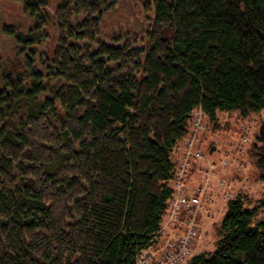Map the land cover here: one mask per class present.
<instances>
[{
    "label": "trees",
    "instance_id": "obj_1",
    "mask_svg": "<svg viewBox=\"0 0 264 264\" xmlns=\"http://www.w3.org/2000/svg\"><path fill=\"white\" fill-rule=\"evenodd\" d=\"M12 1L31 23L2 26L25 58L0 71V264H135L191 111L264 109V0H145L140 35L110 43L116 0ZM251 154L264 183V122ZM215 228L188 264H264V193L228 199Z\"/></svg>",
    "mask_w": 264,
    "mask_h": 264
},
{
    "label": "rangeland",
    "instance_id": "obj_2",
    "mask_svg": "<svg viewBox=\"0 0 264 264\" xmlns=\"http://www.w3.org/2000/svg\"><path fill=\"white\" fill-rule=\"evenodd\" d=\"M144 1L116 0L111 9L105 13L102 39L110 43L114 37H117L118 42H123L132 32L140 35V31L148 24L143 13ZM59 2L60 0H48L47 9L50 14H54ZM30 23L31 20L22 12L18 3L12 0H0V71L12 70V67L17 71L20 70L25 58V54L16 55L13 38L2 31V26L8 25L16 33H25ZM52 33V29L48 30L49 35ZM48 43L49 39L46 43L36 46V51L43 52ZM36 59V56L33 57L34 62ZM201 121V128L195 134L194 148L200 152L202 150L205 157L198 160L197 174L192 176L186 173L185 185L182 184L180 189L175 190L179 194L188 196L194 194L197 187L202 185L207 192L198 213V234L184 264H188L189 258L195 253L214 250V241L217 238L215 227L225 214L228 199L238 193L258 199L264 193V183L258 178V171L251 154L255 134L260 124L264 122V109L248 116H241L236 110L218 111L216 122L210 121L207 116H203ZM211 148L212 152L209 153ZM222 159L228 160L225 166H220ZM209 161L215 162L217 165L215 169L210 170ZM192 182H195L194 186ZM188 183L192 185L191 193L186 192L189 188ZM181 230L183 229L177 223L167 225L149 249L152 248L157 254H161L166 241L181 233Z\"/></svg>",
    "mask_w": 264,
    "mask_h": 264
},
{
    "label": "built area",
    "instance_id": "obj_3",
    "mask_svg": "<svg viewBox=\"0 0 264 264\" xmlns=\"http://www.w3.org/2000/svg\"><path fill=\"white\" fill-rule=\"evenodd\" d=\"M198 111V110H194ZM193 111V112H194ZM193 124V127H192ZM190 131L184 140L183 161L175 167V187L180 189L183 184V177L189 169L194 159H201L203 155L199 150H195V134L201 128L200 120L192 121ZM192 195H184L175 192L171 200L167 213L163 217L159 231L154 235L152 242L159 238L167 225L177 223L183 230L173 238L166 241L161 254L150 248L148 244L142 248L135 257V264H184L190 255V247L197 237L198 213L201 202L206 197V188L198 186ZM165 218V220H164Z\"/></svg>",
    "mask_w": 264,
    "mask_h": 264
},
{
    "label": "bare ground",
    "instance_id": "obj_4",
    "mask_svg": "<svg viewBox=\"0 0 264 264\" xmlns=\"http://www.w3.org/2000/svg\"><path fill=\"white\" fill-rule=\"evenodd\" d=\"M194 110H198V111H194ZM193 111H194V112H193ZM216 114H217V113H216ZM203 116H206V115H205V113L203 112V110H202L200 107L194 108V109L191 111V114H190V127H189V130H188V133H189V131H190L192 121L194 122V121L198 118V119L200 120V123H202L203 120L201 121V118H202ZM192 127H193V124H192ZM188 133H187V135H188ZM187 135H186L185 137L182 138V140H183V147H184V140H185V138L187 137ZM211 152H212V151H211ZM211 152H209V153H211ZM183 153H184V148H183ZM201 154L203 155V158H204L205 155L203 154L202 150H201ZM182 157H183V154H182ZM182 157L179 159V161L177 162L176 166L178 165V163H181V162L183 161V158H182ZM198 160H199V159H194V160L192 161V163H191L189 169H192L193 166L195 165V163L198 162ZM227 163H228V160H227V159H222V160H221V165H220V166H225ZM216 166H217V165L215 164V162H213V161L210 162V161H209V167H210V170L215 169ZM209 167H208V168H209ZM189 169L186 170L185 175H186V173H187V174H191V173H192V171H190ZM185 175H184V177H183V185H185V183H186ZM172 182H173V183H170V184H169L170 187H171V189H172V195H171V197H170V200H171V198L173 197V194H174L175 190L177 189V188L175 187V176L173 177Z\"/></svg>",
    "mask_w": 264,
    "mask_h": 264
},
{
    "label": "crops",
    "instance_id": "obj_5",
    "mask_svg": "<svg viewBox=\"0 0 264 264\" xmlns=\"http://www.w3.org/2000/svg\"><path fill=\"white\" fill-rule=\"evenodd\" d=\"M182 154H183V140H181L178 143V145L176 146V148L173 151V158L175 159L176 162L179 161V159L182 157ZM198 169H199V165H198V162H196L195 165L193 166L192 170H191L192 171V173H191L192 176H194V174H197L196 172H198ZM194 183L195 182H192L191 184L194 186ZM191 184L189 185V183H188L189 188L186 189L187 193H191L190 192L192 190V187H191L192 185Z\"/></svg>",
    "mask_w": 264,
    "mask_h": 264
},
{
    "label": "water",
    "instance_id": "obj_6",
    "mask_svg": "<svg viewBox=\"0 0 264 264\" xmlns=\"http://www.w3.org/2000/svg\"><path fill=\"white\" fill-rule=\"evenodd\" d=\"M212 151V148L210 149V151L209 152H211Z\"/></svg>",
    "mask_w": 264,
    "mask_h": 264
}]
</instances>
